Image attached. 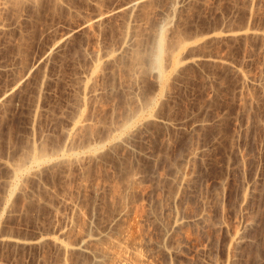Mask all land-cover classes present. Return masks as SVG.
I'll list each match as a JSON object with an SVG mask.
<instances>
[{"label": "rangeland", "instance_id": "374dc122", "mask_svg": "<svg viewBox=\"0 0 264 264\" xmlns=\"http://www.w3.org/2000/svg\"><path fill=\"white\" fill-rule=\"evenodd\" d=\"M0 1V264H70L79 254H66H72L69 262L50 239L39 244L32 238L69 228L67 238L74 240L83 224L76 222L82 220L73 210L76 204L85 216H96L93 223L98 224L90 226H102L120 208L109 192L117 185L125 191L128 184L124 202L137 206L127 205V220L135 221L134 232L143 219V236L151 235L147 245L158 248L151 259L156 264H264V0H143L132 10L127 6L134 0ZM96 19L90 27L84 24ZM162 35L166 50L179 48L180 40L185 43L184 64L175 70L169 50V56L159 55L170 75L165 84L154 65L158 55L151 52L158 50L154 47ZM137 50L150 57L142 60L140 53L145 65L135 63ZM133 109L140 112L134 119H140L138 129L127 144L120 143V128ZM80 115L88 123L71 136ZM35 147L45 148L56 161L12 178L13 164ZM89 147L106 148L95 159L91 153L85 157ZM194 150L198 155L190 156ZM61 151L80 154L83 162H63ZM183 167H188L189 181L180 186L174 176ZM131 172L137 174L136 185L127 181ZM176 192L179 203L172 199ZM168 210L189 216L163 238ZM131 216L141 218L140 223ZM161 218L167 220L164 226L157 224ZM237 231L243 234L234 244L230 240ZM163 243L176 250L164 252ZM76 259L72 264L91 260Z\"/></svg>", "mask_w": 264, "mask_h": 264}, {"label": "bare ground", "instance_id": "6f19581e", "mask_svg": "<svg viewBox=\"0 0 264 264\" xmlns=\"http://www.w3.org/2000/svg\"><path fill=\"white\" fill-rule=\"evenodd\" d=\"M143 0H134V1H131L130 2V4H129V6H127L128 8L130 7V9L132 10V9H134L135 8V6L137 5V4H139V3H141ZM1 2V1H0ZM16 2V1H15ZM28 2V1H27ZM55 2V1H54ZM60 2V1H59ZM2 3V2H1ZM134 7V8H133ZM137 7V6H136ZM98 19H96V20H87V21H85V25H88L89 27L95 22V21H97ZM97 24V23H96ZM87 26V27H88ZM166 29V28H165ZM230 32V31H229ZM228 32V33H229ZM260 32V31H259ZM258 32V33H259ZM162 34H164L163 32H161ZM160 33V34H161ZM166 34V33H165ZM165 36V35H164ZM164 36L162 35V36H160L159 37V39H160V43L158 42L157 43V45H155V47H154V49L155 48H157L156 46H158V50L156 49V50H151V52L152 53H154V57H155V52L154 51H156V53H157V57H156V63L154 64L155 66L157 65V67H158V69H159V71H160V76H161V79H162V81H163V83L165 84L167 81L169 82V78H168V76H170V75H168V73H167V67L165 68V66H164V64H163V62H161V60H162V58H160L159 57V55L161 54H164V52H165V55L168 53L167 51L169 50V52H170V56L167 54V56H169L170 58V67H171V69H173V70H175V69H177V68H179V66H182V64H184L183 63V60H184V58L182 57V52H181V50H182V48H184L185 47V43H184V41H179V39L176 41V42H178V46H179V48L177 47H175V49H177V50H175V49H168V50H166L165 48H166V45H165V43L166 42H164L165 41V38H167L166 36H165V38H164ZM181 38V37H180ZM158 39V38H157ZM158 39V40H159ZM127 42V41H126ZM125 42V43H126ZM127 44V43H126ZM169 44V43H168ZM175 44V43H174ZM128 46V45H127ZM169 46V45H168ZM175 46H176V44H175ZM124 47V46H123ZM165 47V48H164ZM125 48H127V47H125ZM153 49V48H152ZM179 49V50H178ZM124 50H126V49H124ZM166 50V51H165ZM170 50H172V51H170ZM138 51V52H137ZM136 52L137 53H139V50H137ZM186 51V50H185ZM134 53V52H133ZM140 53H142V52H140ZM140 53H139V55H140ZM148 53H150V51L148 52ZM148 53H147V55H148ZM184 53V52H183ZM135 54V53H134ZM144 56H142V60L143 59H145V57L147 58V61H148V57L147 56H145V53H142ZM139 55L137 54V56H135V57H137L136 58V60L135 61H137V62H141V55H140V60L138 61L137 59H138V57H139ZM164 55V56H165ZM97 56H98V54H97ZM96 56V57H97ZM103 56H101V58H102ZM134 57V58H135ZM144 57V58H143ZM152 57V56H151ZM162 57H163V55H162ZM98 58V57H97ZM99 58H100V54H99ZM97 59V60H100V59ZM163 59H165V58H163ZM187 59V58H186ZM191 59V58H190ZM96 60V61H97ZM149 60H150V57H149ZM155 60V59H154ZM195 60H197L196 58H194L193 56H192V60L191 61H194L195 62ZM221 60V59H220ZM164 61V60H163ZM165 61H167V60H165ZM190 61V62H191ZM137 62H135L137 65L139 64V65H141L142 66V64L143 65H145L143 62H139V63H137ZM149 62V61H148ZM150 62H152V60L150 61ZM155 62V61H154ZM147 63V62H146ZM167 63V62H166ZM134 64V63H133ZM135 66V65H134ZM164 66V67H163ZM168 66V65H167ZM183 66H185V65H183ZM147 68V67H146ZM95 70L96 69H98L99 70V68H98V66L97 67H95L94 68ZM157 69V70H158ZM95 70H94V73H95ZM154 70V69H153ZM133 71V70H132ZM147 71V70H146ZM177 71V70H176ZM134 73L132 74V75H134L135 74V71H133ZM139 73V72H138ZM172 73V72H171ZM175 73V72H174ZM178 73V72H177ZM243 74L244 73H242L241 75H242V77H243ZM93 75V74H92ZM173 75V74H172ZM246 74H244V77H245V79H246V77L247 76H245ZM95 76H96V74H95ZM134 77V76H133ZM93 78V77H92ZM95 78V77H94ZM97 79V78H96ZM249 80V79H248ZM161 81V82H162ZM94 83V82H93ZM137 83V82H136ZM168 84V83H167ZM90 85V84H89ZM94 85V84H93ZM160 86V85H159ZM90 89V88H89ZM166 90V89H165ZM94 91V90H93ZM93 94H95V93H93ZM134 96V95H133ZM132 96V97H133ZM162 97V96H161ZM153 98V97H152ZM135 100V99H134ZM141 100V99H140ZM149 100V99H148ZM147 100V101H148ZM160 100V99H159ZM144 101V100H143ZM139 102V101H138ZM148 103V102H147ZM141 105H142V103H141ZM144 105V104H143ZM146 105V104H145ZM144 105V106H145ZM137 106V105H136ZM135 106V107H136ZM139 107H141V106H139ZM138 107V108H139ZM146 107V106H145ZM130 109V108H129ZM132 109V108H131ZM142 109L144 110V108L142 107ZM134 110V109H133ZM138 110V109H137ZM137 110H134L133 111V113H131V114H129L130 115V117L128 116L127 117V119L125 120L124 119V122L122 123V126H121V130L120 131H122V133L121 132H119L120 134H121V136H119L118 138H117V141L118 142H120V143H123V141H124V143L125 144H127L128 142H125V140L126 139H128L130 136L129 135H131L132 136V131H133V129L135 128L136 130L138 129V127L136 128L135 126H136V124H135V122L137 121V120H134L135 119V117H137L138 116V114L140 113H138V111ZM136 111H137V113H136ZM128 112V111H127ZM131 111H129V113H130ZM142 112V111H141ZM137 114V115H136ZM150 114V113H149ZM148 114V115H149ZM124 115H126V114H124ZM124 115H123V117H124ZM134 115V116H133ZM136 115V116H135ZM151 115V114H150ZM132 116V117H131ZM140 116H141V114H140ZM155 116V115H154ZM77 117V116H76ZM82 117H84V116H82V115H80V117H79V119H77V121L74 123V125H73V127H72V129H71V132L69 133L70 135L72 134V133H74V134H76L75 133V131L77 132V131H79V130H81V128L83 129L84 127H85V125H86V122H87V119H84V118H82ZM86 117V116H85ZM146 117H147V115H146ZM150 117V116H149ZM125 118V117H124ZM129 118V119H128ZM140 118V117H139ZM138 118V119H139ZM145 118V117H144ZM144 118H143V120H144ZM155 118V117H154ZM148 119V118H147ZM147 119H145V120H147ZM140 120V119H139ZM138 120V121H139ZM142 120V119H141ZM149 120V119H148ZM153 120V119H152ZM137 121V122H138ZM120 122V121H119ZM122 122V121H121ZM120 122V123H121ZM88 123V122H87ZM147 123V122H146ZM149 123V122H148ZM141 125H142V123H140ZM140 124H139V126H140ZM120 125V124H119ZM118 125H116V127H117ZM137 126H138V123H137ZM144 126V125H143ZM140 128H141V126H140ZM114 129V128H113ZM134 129V130H135ZM144 129V128H143ZM112 130V129H111ZM110 130V131H111ZM115 130V129H114ZM117 131H118V129H116ZM85 132V131H84ZM113 132V131H112ZM114 132H116V131H114ZM113 132V133H114ZM109 134H112L111 132L109 133ZM119 134V135H120ZM133 134H134V132H133ZM73 135V134H72ZM71 135V136H72ZM78 135V134H77ZM115 135V134H114ZM139 135V134H138ZM70 136V137H71ZM76 136V135H75ZM129 136V137H128ZM128 137V138H127ZM104 139H106V137L104 138ZM104 139H103V141H104ZM130 139V138H129ZM128 139V140H129ZM132 139V138H131ZM113 140V139H112ZM127 140V141H128ZM72 141V140H71ZM100 141V140H99ZM110 141H111V139H110ZM115 141H116V139H115ZM114 140L112 141V142H115ZM36 142V141H35ZM112 142H111V144L110 145H112ZM117 142V143H118ZM130 142V141H129ZM33 143V142H32ZM97 143H98V141H97ZM110 143V142H109ZM108 143V144H109ZM31 144V143H30ZM94 144V143H93ZM124 144V145H125ZM33 145H34V143H33ZM32 145V146H33ZM37 145V144H36ZM35 145V146H36ZM92 145V144H91ZM90 145V146H91ZM93 146V145H92ZM99 146V145H98ZM103 146V145H102ZM26 147V146H25ZM42 147V146H41ZM86 147V146H85ZM99 147H101V145L99 146ZM99 147H94V149H91L90 147V151H89V153H88V155H86L85 156V154H84V156L85 157H87L88 158V156H89V154H90V156L89 157H93L94 155L96 156L97 154H100L99 153V151L100 152H102V150H104V149H102V150H99L98 148ZM104 147V146H103ZM113 147V146H112ZM29 148V147H28ZM31 148V147H30ZM36 148V147H35ZM37 148H38V146H37ZM31 149V150H29L28 151V155L26 156V153H23L24 151V149H22V153L25 155V156H23V161H20V163L18 162V164L15 166V164H13L14 165V168H13V170H12V168L11 167H9V168H11V170H12V172H13V177L12 178H20V176L21 175H27L26 173H28L29 171H31L32 169L33 170H38V169H40L41 167H43V165H45V167H46V165H48L49 163H51V162H54V161H56V158H54L53 156H51V155H49L50 153H48L47 154V152L46 151H44L45 150V148L44 149H40V147H39V149ZM74 148V147H73ZM127 148V147H126ZM27 149V148H26ZM70 149V148H69ZM101 149V148H100ZM39 152H38V151ZM62 150V149H61ZM68 150V149H67ZM67 150L65 151V152H67ZM77 150V149H76ZM85 150V149H84ZM107 150H108V148H107ZM70 151H71V149H70ZM73 151V150H72ZM195 151V150H194ZM30 152V153H29ZM60 152V151H59ZM68 152H69V150H68ZM77 153V152H76ZM79 153V152H78ZM109 153V152H108ZM112 153V152H111ZM191 153V152H190ZM197 154V151H195L194 153H193V151H192V153H191V155L190 154H188V156L190 155V156H192V155H196ZM59 154V153H58ZM57 154V155H58ZM61 154H62V156H61V160L63 161V162H66L67 161V163H68V161H70L71 159L73 160L74 158L76 159V160H78V162L80 161V160H82V162H83V159H84V157H83V154H82V156H81V158L82 159H80L79 157H80V154H79V157L78 156H76L75 155V151H74V155L75 156H70L69 155V153H62V151H61ZM73 154V153H72ZM110 154V153H109ZM54 155H55V153H54ZM92 155V156H91ZM198 155V154H197ZM94 156V158L95 159H97V157H95ZM188 156H187V159H188ZM190 156H189V158H190ZM194 156H193V158H194ZM56 157H58V156H56ZM99 157V156H98ZM197 157V156H196ZM93 158V159H94ZM192 158V159H193ZM59 159V160H60ZM80 159V160H79ZM91 159V158H90ZM107 159V158H106ZM187 159L185 160V161H187ZM195 159V158H194ZM76 160H74V161H76ZM89 160V159H88ZM112 160V159H111ZM96 161V160H95ZM128 161V160H127ZM72 162V161H71ZM77 162V161H76ZM81 162V163H82ZM114 162V161H113ZM188 162H189V160H188ZM188 162L186 163V164H188ZM8 163V162H7ZM59 163V162H58ZM61 163V162H60ZM73 163V162H72ZM75 163V162H74ZM89 163V162H88ZM125 163H126V161H125ZM190 163V162H189ZM6 164V163H5ZM4 164V165H5ZM11 164V163H10ZM64 164V163H63ZM100 164V163H99ZM131 164V163H130ZM7 165V164H6ZM5 165V166H6ZM51 165V164H50ZM79 165V164H78ZM87 165V164H86ZM193 165V164H192ZM9 166V165H8ZM83 166V165H82ZM85 166V165H84ZM120 166V165H119ZM129 166V165H128ZM62 167H64V166H62ZM80 167V166H79ZM180 167H182V166H180ZM192 167V166H191ZM6 168H8L7 166H6ZM8 168V169H9ZM60 168V167H59ZM84 168V167H83ZM107 168V167H106ZM178 168V167H177ZM187 169H188V167H186ZM185 167H183L182 169L180 168V170L178 169L177 171H176V174H177V172H178V176H174V177H177V179H176V181H178V183L180 184V186L183 184L184 185V183H187L188 181H189V179H186V178H188V177H186L187 176V174H186V172L187 171H185V170H187ZM88 169V168H87ZM185 169V170H184ZM11 170H9V171H11ZM190 170V169H189ZM133 171V170H132ZM136 171V170H135ZM33 172V171H32ZM31 172V173H32ZM41 172V171H40ZM124 172V171H123ZM190 172V171H189ZM189 172H188V174H189ZM30 173V172H29ZM28 173V174H29ZM38 172H36V174H37ZM82 173V172H81ZM135 173V172H134ZM133 172H131V174L129 175H127V181L129 182V183H135V185L138 183L137 182V180L138 179H136V177H137V174H134ZM136 173H137V171H136ZM191 173V172H190ZM40 174V173H39ZM140 174V173H139ZM12 175V174H11ZM83 175V174H82ZM175 175V174H174ZM191 175V174H190ZM33 176V175H32ZM120 176V175H119ZM124 176V175H123ZM83 177V176H82ZM100 177V176H99ZM108 177V176H107ZM140 177V176H139ZM21 179H23V178H21ZM89 179V178H88ZM109 179V178H108ZM120 179V178H119ZM175 179V178H174ZM10 180H11V178H10ZM9 180V181H10ZM186 180H188L187 182H185ZM12 181H13V179H12ZM99 181V180H98ZM107 181V180H106ZM125 181H126V179H125ZM126 181V184L128 183ZM175 181V180H174ZM175 181V183H177ZM8 182V181H7ZM13 182H15V181H13ZM16 182H18V181H16ZM15 182V183H16ZM97 182V180L95 181V183ZM111 182V181H110ZM113 182V181H112ZM115 182V181H114ZM122 182V181H121ZM121 182H118L117 183V181L115 182V184L117 183V184H119V183H121ZM124 182V181H123ZM137 182V183H136ZM191 182V181H190ZM100 183V182H99ZM103 183V182H102ZM106 183V182H105ZM177 183V184H178ZM8 184V183H7ZM10 184H11V182H10ZM19 184V183H18ZM114 184V183H113ZM114 184V185H115ZM116 184V185H117ZM125 184V185H126ZM130 184V185H131ZM141 184V183H140ZM176 184V185H177ZM188 184V183H187ZM13 185H15L14 183H13ZM12 185V186H13ZM22 185V184H21ZM20 185V186H21ZM100 185V184H99ZM102 185V184H101ZM110 185V184H109ZM114 185H110V186H114ZM122 185L123 186H125L124 185V183H122ZM121 185V186H122ZM190 185V184H189ZM18 186L19 185H15V186H13V189H18ZM23 186H24V184H23ZM82 186H84V185H82ZM95 187H96V185H94ZM93 186V187H94ZM104 184H103V188H104ZM109 186V187H110ZM120 186V185H119ZM118 185L117 186H114L113 188H112V191L113 192H109V197H110V193H113L112 195H111V197L110 198H112V196L114 195V199H116V204H117V202H118V204L120 205L119 207L120 208H118V207H116L118 210H116V212L114 213V211H113V215L111 216V217H109V219L108 220H106V222H104L103 220L104 219H102V221L104 222V224L102 225V226H98V227H93L94 225H96V224H98V223H96L95 224V222L93 223V218L94 217H96L95 215L92 217L91 215H88L87 214V216H85L86 214H84L83 213V208L81 209V208H79L78 207V205L76 204V205H73V210H75L76 212H78L77 214L79 215L80 214V217H81V219L82 220H80V218H78L77 216H75V217H77L79 220L77 221V219H76V222H79V221H81V223L83 222V224L82 225H78V224H76V225H78L79 226V233L76 231L75 233L78 235H76L75 234V236H77L76 238H75V236L73 237V238H75L74 240H70V233L72 232L71 231V229H63V228H59V233L57 232V234L58 235H54V234H52V236H49V234H48V232H46L47 234H43V233H41L40 234V236H36L37 238H32L33 240H35V242H37V243H43L44 244V242H43V240L45 239H50V241L52 242H54L55 243V245H57V247L58 248H60V250L62 251V253H64V254H62V256L64 257V256H66V254H69L70 252H75V253H77V255L79 254V256L77 257V259L79 258V257H87V259L86 260H88V257L91 259L90 261H91V263H90V261L88 260V262H87V264L88 263H90V264H92V262H93V264L95 263V264H156V262H155V260H154V262L151 260V259H155V257L157 256H154V258H152V252H154L153 251V249L151 248H149L150 246V243H152V242H149V245H147V243H148V239H150L151 237H149V236H151V235H149L148 237L146 236V232L144 231V234H145V237L147 238V241H146V239H145V237L143 236V232H142V228H141V226L144 228V225L142 224L143 223V219H142V221H141V218H140V220H139V222L137 221V219H135V217L133 216H131V218H134L135 220H136V223H137V225L140 223V221H141V223H140V225L141 226H138V227H140L139 229L141 230V233H138V232H140V230L139 229H137L138 227H134V229H135V231L133 232L132 230V227L133 226H131V223L133 222L134 224H135V221H133V219H132V222L130 221V223L128 222V220L127 219H129V215H130V212H131V209L129 208L130 206L128 205V204H131V205H133V204H135L133 201H132V203L130 202V203H128L127 204V202L125 203L124 202V198H125V200H127V197H125L124 195L126 194H124V192H127L126 190L128 189V187H129V184L128 185H126V186H128L127 187V189H126V187H125V191L123 190V188H121V187H119ZM131 186H133V185H131ZM139 186H141V185H139ZM94 187V188H95ZM98 188H97V190L99 189V186H97ZM101 187V189H99V191L101 190L102 191V186H100ZM135 187V186H134ZM177 187H179V185L177 186ZM12 188V187H11ZM80 188V187H79ZM83 188H85V187H83ZM106 188V187H105ZM107 188H108V186H107ZM132 188V187H131ZM141 188V187H140ZM12 189V190H13ZM19 189H20V187H19ZM22 189H24V188H22ZM130 189V188H129ZM177 189H180V188H177ZM181 189H183V187L181 188ZM96 189H95V191L94 192H96L97 191ZM109 190H111V189H109ZM21 191H23V190H21ZM100 191V192H101ZM103 191H104V189H103ZM124 191V192H123ZM129 191V190H128ZM178 191V190H177ZM106 192H108V191H106ZM180 192V191H179ZM80 193V192H79ZM177 193L178 192H176V195H173V197H172V199H174V198H176V197H174V196H177ZM104 194H105V192H104ZM108 194V193H107ZM25 195V194H24ZM98 195V194H97ZM178 195H179V193H178ZM23 196V195H22ZM103 196H105V195H103ZM107 196V195H106ZM9 197V196H8ZM13 197V196H12ZM110 198H109V200H110ZM180 198V197H179ZM11 199V198H10ZM104 199V198H103ZM135 199V198H134ZM133 199V200H134ZM8 200V199H7ZM118 200V201H117ZM144 200V199H143ZM179 200V199H178ZM181 200V199H180ZM185 200V199H184ZM113 201H115V200H113ZM112 200H111V202H112V204L114 203ZM128 201V200H127ZM130 201V200H129ZM136 201H137V199H136ZM160 201V200H159ZM169 201H171V200H169ZM174 201H176V199H174ZM173 201V202H174ZM94 202V201H93ZM166 202H167V199H166ZM172 202V203H173ZM176 202H178V201H176ZM183 202V201H182ZM10 203V202H9ZM8 203V204H9ZM139 203V202H138ZM143 203V202H142ZM179 203V202H178ZM181 203V202H180ZM186 203V202H185ZM3 204V203H2ZM6 204V203H5ZM73 204V203H72ZM75 204V203H74ZM78 204H80V203H78ZM94 204H96V203H94ZM98 204V203H97ZM96 204V205H97ZM111 204V206H114V205H112ZM144 204V203H143ZM163 204H165L164 202H163ZM167 204V203H166ZM170 204V203H169ZM169 204H167V205H169ZM174 204H176V203H174ZM102 205V204H101ZM129 207H128V206ZM136 206H137V204H135ZM140 205H141V202H140ZM185 205V204H184ZM95 206V205H94ZM94 206H92V207H94ZM118 206V205H117ZM172 205H170V207H171ZM186 206V205H185ZM103 207V206H102ZM174 207H175V205H174ZM173 207V208H174ZM177 207H179V205L177 206ZM95 208V207H94ZM99 208V207H98ZM104 208V207H103ZM110 208V207H109ZM113 208V207H112ZM132 208V207H131ZM136 208V207H135ZM154 208V207H153ZM167 208V207H166ZM172 208V209H173ZM183 208V210H184V207H182ZM11 209V208H10ZM82 211H81V210ZM87 209V208H86ZM90 209H92V208H90ZM133 209V208H132ZM143 209V208H142ZM168 209V208H167ZM171 209V208H170ZM171 209V210H172ZM188 209V208H187ZM194 209V208H193ZM202 209H204V208H202ZM85 210V209H84ZM93 210V209H92ZM92 210H91V212H92ZM94 210H96V209H94ZM93 210V211H94ZM139 210V209H138ZM151 210V209H150ZM157 210V209H156ZM173 210H175V208L173 209ZM177 211L176 212H178V210H179V208H177L176 209ZM191 210V209H190ZM5 211V210H4ZM86 211V210H85ZM100 211V210H99ZM103 211V210H102ZM134 211H135V209H134ZM134 211L132 210V212L134 213ZM136 211H137V209H136ZM140 211V210H139ZM142 211V210H141ZM147 211V210H146ZM165 211V210H164ZM169 211V210H168ZM96 212H97V210H96ZM96 212H93L94 214H96ZM138 212V211H137ZM143 212V211H142ZM161 212H163V211H161ZM170 212V211H169ZM174 213V214H172V213ZM170 212V214L169 215H167V216H171V217H168L169 218V221H167L166 219V221L168 222V224L165 226V227H163V228H161L160 226H159V230H160V228L161 229H163V232H161V233H163V238H168V236H170V235H172V233H173V231L175 230V229H177L181 224L183 225V223L184 222H186V220L188 219V216H187V214H184V216L186 215L187 216V218L186 217H184L183 216V214H178V213H176L175 211L173 212V211H171ZM185 212V211H184ZM195 212V211H194ZM193 212V214H195ZM200 212H202L201 214H202V216H203V210L202 211H200ZM207 212V211H206ZM73 213H74V211H73ZM72 213V214H73ZM86 213V212H85ZM132 213V214H133ZM144 213H145V209H144ZM143 213V215H145ZM166 213V212H165ZM182 213H183V211H182ZM199 213V212H198ZM205 213V212H204ZM208 213V212H207ZM100 214H102V213H100ZM137 214V213H136ZM160 214V213H159ZM190 214V213H189ZM192 214V213H191ZM93 215V214H92ZM99 215V214H98ZM105 215V214H104ZM108 215V214H107ZM111 215V214H110ZM143 215L142 216H140V215H138V217L140 216V217H142L143 218ZM150 214L148 213V216H149ZM156 215V214H155ZM162 215H163V213H162ZM195 215H198L197 213L195 214ZM193 216V217H191V215H190V217L191 218H197L196 216ZM200 215V214H199ZM205 215V214H204ZM102 216V215H101ZM100 216V217H101ZM202 216H200L201 218H202ZM87 217H91V219H89V218H86ZM104 217V216H103ZM137 217V216H136ZM137 217V218H138ZM162 217V216H161ZM166 217V216H165ZM206 217V216H205ZM205 217H203V218H205ZM146 218H147V216H146ZM145 218V219H146ZM154 218V217H153ZM101 219V218H100ZM151 219V218H150ZM160 219V218H159ZM159 219H158V222H157V224L158 223H160V225H161V222H162V226H164V223L166 224L167 222L165 221V220H163L164 219V217H163V219H162V221L160 220V222H159ZM190 219V218H189ZM198 219H200V218H198ZM73 220V219H72ZM89 220V221H88ZM129 220H131V219H129ZM202 221H203V219H201ZM210 220V219H209ZM74 221L75 220H73V221H71V222H73L74 223ZM88 221V222H87ZM95 221V220H94ZM154 221V220H153ZM157 221V220H156ZM145 222H147V221H145ZM164 222V223H163ZM188 222V221H187ZM191 222V221H190ZM193 222H195V220L193 221ZM208 222V221H207ZM251 222V221H250ZM69 223H70V221H69ZM73 223H72V225H73ZM81 223H79V224H81ZM88 223V224H87ZM196 223H198L197 221H196ZM195 223V225H197ZM86 224L87 225H89V224H92L90 227L88 226V228H87V226H86ZM149 224H151V223H149ZM185 224H187V223H185ZM193 224V223H192ZM199 224V223H198ZM71 225V226H72ZM100 225V224H99ZM133 225V224H132ZM136 225V224H135ZM182 225L180 226V228L182 227ZM247 225V224H246ZM245 225V226H246ZM63 226V225H62ZM158 226V225H157ZM60 227V226H59ZM66 228H67V226H65ZM73 227H76V226H73ZM150 227V226H149ZM149 227H147L148 228V230L150 229ZM199 227V226H198ZM197 227V228H198ZM246 228V227H245ZM58 229V228H57ZM70 230L69 231V235H67L68 233H67V231L65 232V231H63V230ZM72 230H75V228H73ZM136 230H139V231H137L136 232ZM144 230H146V229H144ZM155 230V229H154ZM179 230V229H178ZM52 231V230H51ZM162 231V230H161ZM236 231V230H235ZM242 231V230H241ZM244 231V230H243ZM42 232V231H41ZM54 232V231H53ZM160 232V231H159ZM176 232V231H175ZM178 232V231H177ZM182 232V231H181ZM240 232V231H239ZM238 231L236 232V234H234L233 236H232V240H230V241H233L234 242V244L235 243H239L240 241V238L242 237V235H241V233L242 232H240L239 233ZM74 233V232H73ZM138 233V234H137ZM157 233V232H156ZM160 233V234H161ZM183 233V232H182ZM235 233V232H234ZM5 234V233H4ZM8 234H9V232H8ZM39 234V233H38ZM150 234V233H149ZM159 234V238H161V235ZM174 234V233H173ZM243 234V233H242ZM1 235V234H0ZM51 235V234H50ZM54 235V236H53ZM148 235V234H147ZM2 236H3V234H2ZM5 236V235H4ZM13 236V235H12ZM67 236H69L68 238H67ZM174 236V235H173ZM173 236H171L170 238H171V240H172V238H173ZM175 237V236H174ZM231 237V236H230ZM6 238V237H5ZM18 238V237H17ZM23 238H25V237H23ZM72 238V239H73ZM169 238V239H170ZM177 238V237H176ZM176 238H174L175 239V241H176ZM180 238V237H179ZM186 238V237H185ZM244 238V237H243ZM2 239H4V237L2 238ZM15 239V238H14ZM28 239V238H27ZM27 239H24L25 241H24V243L26 242V240ZM31 239V240H32ZM153 239V238H152ZM7 240H9V238H7ZM12 240V239H11ZM30 240V241H31ZM160 240V239H159ZM159 240L157 239V243L159 242ZM162 240V239H161ZM166 241V239H163V241H161V242H165ZM171 240H169V241H171ZM241 240H243V239H241ZM17 241H19V240H16L15 242H17ZM49 241V240H48ZM151 241H154V240H151ZM154 241V242H155ZM167 241H168V239H167ZM166 241V243H168ZM239 241V242H238ZM6 242V241H5ZM13 242V241H12ZM35 242H33V243H35ZM147 242V243H146ZM155 242V243H156ZM161 242H159V243H161ZM243 242V241H242ZM3 243V242H2ZM23 243V244H24ZM27 244H29L28 242H26ZM31 243V242H30ZM39 243V244H40ZM174 243V242H173ZM230 243V242H229ZM232 243V242H231ZM154 244V243H153ZM153 244H152V246H153ZM165 243H163V245L162 244H160L161 246H162V248H163V251L164 252H170V253H172V251L175 249V248H173L174 247V244H173V247H172V241H171V248L170 247H168L167 245H164ZM178 244V243H177ZM233 244V243H232ZM233 244V245H234ZM236 244V245H237ZM258 244V243H257ZM25 245V244H24ZM148 247H147V246ZM156 245V244H155ZM154 245V246H155ZM159 245V244H158ZM157 245V246H158ZM169 245V246H170ZM181 244H179V246H180ZM233 245H231V246H233ZM235 245V246H236ZM17 246V245H16ZM151 246V247H152ZM160 246V247H161ZM176 246V245H175ZM239 246V245H238ZM257 246V245H256ZM259 246V245H258ZM156 247V246H155ZM159 247V246H158ZM234 247V246H233ZM150 249V251L148 250V249ZM161 248V249H162ZM177 248V247H176ZM156 249H158V248H155L154 250H156ZM160 249V250H161ZM170 249H173V250H170ZM177 249H179V247L177 248ZM181 249V248H180ZM235 249V248H234ZM59 250V251H60ZM152 250V251H151ZM159 250V251H160ZM176 250V249H175ZM60 251V252H61ZM163 251H161L162 252V254L164 255V252ZM238 251V250H237ZM236 251V252H237ZM58 252V251H57ZM156 252V251H155ZM160 252V253H161ZM59 253V252H58ZM74 253V254H75ZM158 253V252H157ZM167 253L165 254L166 255V257H167ZM170 253L168 254V256H171L170 255ZM257 253V252H256ZM73 254V255H74ZM173 254H174V252H173ZM172 254V255H173ZM70 255V254H69ZM69 255H67L66 257H68ZM76 254H75V256H77ZM82 255V256H81ZM153 255H155V253H153ZM257 255V254H256ZM159 256V255H158ZM71 257H72V254H71ZM71 257H68L69 259L71 258ZM174 257V256H173ZM61 258V257H60ZM74 258V257H73ZM69 259H67L69 262L71 261V259L69 260ZM76 259V258H75ZM75 259H74V261H75ZM76 259V260H77ZM173 259V258H172ZM177 259H179V258H177ZM58 260V259H57ZM64 261L66 260V259H63ZM160 260V259H159ZM162 260V259H161ZM215 260V259H214ZM226 260H227V258H226ZM234 260V259H233ZM64 261H62V262H64ZM73 261V260H72ZM74 261L73 262H71L70 264H72V263H74ZM218 261V260H217ZM217 261H214L215 263L217 262ZM229 261V260H228ZM60 262V261H59ZM83 262L84 263H82V261H81V263H77V264H85V260H83ZM169 262V261H168ZM173 262V261H172ZM180 262V261H179ZM161 263H163V262H161ZM220 263V262H219ZM231 263V262H230ZM233 263V262H232ZM59 264V263H58ZM63 264H68V263H66V261H65V263H63ZM165 264V263H164ZM210 264V263H209ZM218 264V263H217ZM225 264H227V263H225ZM228 264H229V262H228ZM236 264V263H235Z\"/></svg>", "mask_w": 264, "mask_h": 264}]
</instances>
